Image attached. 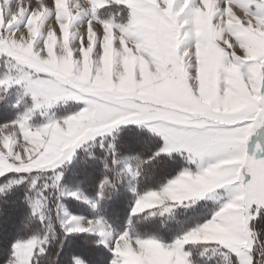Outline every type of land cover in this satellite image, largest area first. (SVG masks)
Masks as SVG:
<instances>
[{
    "label": "snow or ice",
    "instance_id": "1",
    "mask_svg": "<svg viewBox=\"0 0 264 264\" xmlns=\"http://www.w3.org/2000/svg\"><path fill=\"white\" fill-rule=\"evenodd\" d=\"M0 104V264H264V0H2Z\"/></svg>",
    "mask_w": 264,
    "mask_h": 264
},
{
    "label": "trees",
    "instance_id": "2",
    "mask_svg": "<svg viewBox=\"0 0 264 264\" xmlns=\"http://www.w3.org/2000/svg\"><path fill=\"white\" fill-rule=\"evenodd\" d=\"M0 110L2 111H7L8 114H14L12 113L11 110L9 109H4L3 108V105L0 104ZM59 113H65V110L63 111H58ZM82 187L85 188V191L86 192H93L95 189H94V185L93 186H88V185H82ZM9 199H15V197H10ZM117 210H120V211H123L124 208L126 207L125 203L123 202V198H121V200L117 203H115L113 205ZM9 209V210H7ZM7 210V211H6ZM81 211V213H86V208H84L83 206L80 207L79 209ZM9 213L8 215H5V213ZM11 211V212H9ZM6 219H7V222H6ZM16 220H17V214L15 212V210L13 209V207L11 205H3L2 207H0V228H5V227H8L10 224H13V226H9L8 228L10 229L11 232L8 233V235H4L2 236L0 234V240L4 239V238H7V239H12L15 235V232H16ZM6 223H5V222ZM79 251L82 252V254L86 257V258H91L93 261H96L97 260V257L96 255L94 254V252H92L91 250L87 249V248H81L79 249ZM218 257H217V261H218ZM61 260L62 262L63 261H66L67 260V249L65 250V252H63L61 254Z\"/></svg>",
    "mask_w": 264,
    "mask_h": 264
},
{
    "label": "rangeland",
    "instance_id": "3",
    "mask_svg": "<svg viewBox=\"0 0 264 264\" xmlns=\"http://www.w3.org/2000/svg\"><path fill=\"white\" fill-rule=\"evenodd\" d=\"M80 2H82V0H80ZM0 3H2V0H0ZM63 110H65V108L64 107H61V108H58V109H56L55 110V115L58 117V116H61V115H63V113H59L58 111H63ZM7 210H9V209H7ZM6 210V211H7ZM9 212H11V211H9ZM4 213H5V211H4ZM9 213H5V215H8ZM5 222V221H4ZM6 222H7V219H6ZM5 222V223H6ZM0 226H1V224H0ZM9 226H13V224H10ZM8 226V227H9ZM8 227H5V228H0V234L2 235V236H4V235H8V233L9 232H11L10 231V229L8 228ZM258 228H260L261 230H264V223H261V224H259L258 226H257Z\"/></svg>",
    "mask_w": 264,
    "mask_h": 264
}]
</instances>
